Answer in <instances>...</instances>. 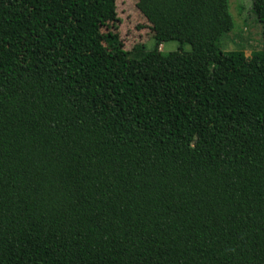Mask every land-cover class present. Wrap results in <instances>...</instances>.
<instances>
[{
	"label": "trees",
	"instance_id": "16d2710c",
	"mask_svg": "<svg viewBox=\"0 0 264 264\" xmlns=\"http://www.w3.org/2000/svg\"><path fill=\"white\" fill-rule=\"evenodd\" d=\"M138 8L218 64L207 112L102 32L116 0H0V264H264V46L222 50L230 0Z\"/></svg>",
	"mask_w": 264,
	"mask_h": 264
},
{
	"label": "rangeland",
	"instance_id": "374dc122",
	"mask_svg": "<svg viewBox=\"0 0 264 264\" xmlns=\"http://www.w3.org/2000/svg\"><path fill=\"white\" fill-rule=\"evenodd\" d=\"M116 6L117 20L104 26L102 32L117 33L123 49L136 54L145 64L162 105L172 114L181 113L180 105L193 107L199 113L207 112L206 103L213 98L211 86L220 80L218 64L212 56L195 54L190 46L181 50L178 41L160 45L155 53L154 31L138 8V0H116ZM230 12L235 25L220 38L222 50H243L251 56L253 51L262 49L263 26L253 12V0H230ZM182 54L191 60L188 69L180 59Z\"/></svg>",
	"mask_w": 264,
	"mask_h": 264
}]
</instances>
